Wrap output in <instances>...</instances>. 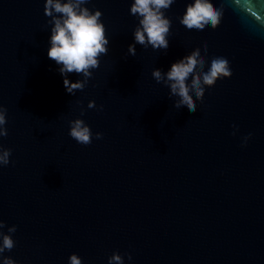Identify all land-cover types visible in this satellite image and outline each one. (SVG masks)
<instances>
[{
    "label": "water",
    "instance_id": "water-1",
    "mask_svg": "<svg viewBox=\"0 0 264 264\" xmlns=\"http://www.w3.org/2000/svg\"><path fill=\"white\" fill-rule=\"evenodd\" d=\"M132 2L85 5L103 13L108 53L73 95L47 55L45 0H0V145L12 149L0 167V220L15 241L0 264H69L72 253L109 264L113 252L124 264H264V0H213L223 18L202 31L180 23L194 0H175L166 52L136 44L135 56ZM205 43L206 70L223 56L232 76L206 86L195 113L177 109L152 70L197 47L205 55ZM75 118L91 144L69 136Z\"/></svg>",
    "mask_w": 264,
    "mask_h": 264
},
{
    "label": "clouds",
    "instance_id": "clouds-1",
    "mask_svg": "<svg viewBox=\"0 0 264 264\" xmlns=\"http://www.w3.org/2000/svg\"><path fill=\"white\" fill-rule=\"evenodd\" d=\"M89 0H45L44 14L50 19L48 24L52 25L49 37L50 47L48 58L59 65V72L64 77L63 84L66 91L75 94L77 90H83L89 78L92 76V69L98 68L99 57L108 53L109 39L106 36L105 26L100 19L103 15L101 10H90L85 5ZM175 0H133L130 6V14L138 18V25L134 28V43L128 46V53L136 54V44L148 48L166 50L169 47L168 36L170 34L171 20L165 15ZM224 9L217 7L213 0H194L188 3L186 11L180 17V23L188 30L202 31L206 26L212 29L217 28L223 18ZM259 20V18H257ZM205 55H201L199 47L192 50L171 64L167 71L159 68L152 70V77L157 83H163L169 87V97H178L174 107L180 109L186 106L195 113L197 110L196 101L203 102L205 88L212 87L218 79L230 78L232 70L230 62L223 56H216L211 59L210 66L206 70L207 44H204ZM69 73L82 76L83 79L71 81ZM87 107L96 108L94 100H89ZM98 111H103L100 105ZM7 109L0 104V137L8 135L6 119ZM84 109L81 108V115ZM69 136L78 144L89 145L92 143L93 133L90 126L81 118L69 121ZM235 127V126H234ZM235 135V132H233ZM101 132L95 133L96 139H102ZM248 136L243 137L242 146L247 144ZM12 149L0 145V167L7 166L10 161ZM5 222L0 220V255L6 250L10 251L15 247V241L10 234H5L3 229ZM8 233H14L16 226L8 227ZM131 260V254H127ZM109 264H124L123 256L113 252L108 258ZM3 264H20L11 257L4 256ZM69 264H82V258L76 253L69 256Z\"/></svg>",
    "mask_w": 264,
    "mask_h": 264
}]
</instances>
